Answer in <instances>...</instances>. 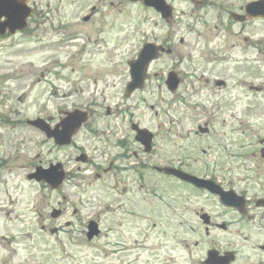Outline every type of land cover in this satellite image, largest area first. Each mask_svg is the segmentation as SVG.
<instances>
[{
    "label": "rangeland",
    "instance_id": "obj_1",
    "mask_svg": "<svg viewBox=\"0 0 264 264\" xmlns=\"http://www.w3.org/2000/svg\"><path fill=\"white\" fill-rule=\"evenodd\" d=\"M169 1L179 16L178 22L171 26H163L139 0H109L99 7L98 17L102 21L96 25L98 31L90 33L91 28L81 20L88 13L90 0L82 3L79 0L77 5L67 0L68 8L74 12L71 15L62 12L69 22L66 24H70L66 28L90 34L92 39L99 35L104 42L96 50H86L73 58L69 53L74 48L60 49L53 44L66 34L57 33L59 22L51 28L42 26L29 36L16 35L1 43L0 77H8L0 80V137L3 136L0 138V264H199L202 246L195 247V243L207 238L200 239L203 236L189 230L185 234L180 232L177 208L168 211L159 202L166 195L175 202L177 195L194 196L196 191L153 171L148 172L144 182H139L133 171L129 176L121 173L117 178L110 174L101 179L93 173L98 171L97 163H102L100 152L107 145L111 156L119 155L112 132L118 138L129 136L131 151L139 152L130 129L132 123L149 129L156 137L155 154L148 161L163 166L169 159L179 160L183 156L190 165L186 169L201 176L210 174L209 167L203 166L204 160L207 163L218 156L221 163L235 162L223 157L224 149L240 145L247 134L252 136L251 140L264 136V93L251 92L245 85V81L263 84L264 67L257 68V73L232 61L207 65V61L214 59L215 49H218L214 55L217 59L241 60L242 41L227 34L238 32V27L229 23L227 11L239 9V1L207 0L201 8L185 0ZM110 2L114 3L113 7ZM219 2L223 3L221 8ZM143 33L148 37L144 38ZM156 36L162 44L172 40L175 55L162 56L151 66V83L145 91L124 96L128 61L136 58L141 42ZM194 69L196 75L192 73ZM171 70L179 71L186 80L195 78L204 92L195 98L184 94L187 88L171 94L164 84V76ZM21 74L29 75L30 80L22 83L11 79ZM215 79L225 80L227 87L215 88ZM79 86L85 88L86 95L97 92L112 101L109 103L113 104L114 113L125 114L96 120V128L101 130L99 139L82 131L75 138L73 148L58 149L26 122L41 117L57 123L61 111L69 109L71 101H82L75 94ZM217 96H221L223 105L214 111L213 100ZM247 119L249 127L242 125L243 121L247 124ZM205 124L209 125V134L197 137L198 125ZM188 131H194V135L187 137ZM82 147L95 160V166H87L86 173L73 174L60 190L51 191L44 184L27 180V175L38 166L64 161L67 167L74 166L73 160L67 161L66 157L72 158L76 149ZM8 153L12 154L10 160ZM256 163L255 159L248 165L251 171ZM257 170L255 183L247 175L249 170L235 171L237 180L233 177L226 181H235L237 188L264 190V167L259 165ZM54 209L63 211L58 220L51 219ZM184 219L192 220L203 233L197 216ZM90 220L98 222L101 230L92 242L86 239ZM233 231L234 228L232 234ZM253 233L247 236L248 240L264 241Z\"/></svg>",
    "mask_w": 264,
    "mask_h": 264
},
{
    "label": "flooded vegetation",
    "instance_id": "obj_2",
    "mask_svg": "<svg viewBox=\"0 0 264 264\" xmlns=\"http://www.w3.org/2000/svg\"><path fill=\"white\" fill-rule=\"evenodd\" d=\"M238 1L241 4L239 10L244 15V10L247 5L264 0ZM41 2L42 0L36 1L34 5L40 6ZM91 9L92 12L87 21H85L87 23L96 20V6H92ZM261 25L264 28L263 19L248 20L239 24V30L235 36L241 37L240 39L242 42L249 44L255 41L253 37L258 34L257 32L260 30ZM228 36L233 35L229 34ZM262 37L263 34L260 33L254 46H244L242 48V56L247 66L249 64L248 59L250 52H252L254 56L260 55V53L264 54V39ZM258 144L260 146L259 149L252 150L254 154L251 160H257L254 171H251V168L247 165L249 161L248 158L243 159V157H240L239 161L238 157H232V154L230 157L238 161L226 164L220 162L219 165L224 167H226L225 165L230 166L227 170L235 168L239 172H241V170H250V175L255 183L258 179L257 167L259 165L264 167V139L259 140ZM249 147L253 148L252 146ZM245 148L246 146L243 144V149ZM134 157L138 158L136 154H134ZM223 157L231 159L226 155L225 149L223 151ZM118 170V167H116L114 163H111L107 168L103 169V174L113 171L116 172ZM98 177L100 178V175H98ZM223 185H226L225 182H223ZM249 188L250 187L237 188L238 191L236 192L238 196L230 200L234 202L231 206L228 205L227 201L225 203L220 195L216 194H197L194 196L177 195L174 197L175 202L170 198L169 200L168 198L165 199L163 207L166 210H176L175 208H177L176 214L179 218L178 230L180 232L185 234V231L189 229L191 232L198 231L200 233V226H193L194 223L189 224L192 220L184 219L185 216L188 217L191 215L199 218V223L203 227L204 235L210 239L209 243H195V247H204L206 245L201 252L203 257L200 261L201 264L206 263L207 260L210 264H264V241H248L247 238V236L253 232L254 235L264 238V190L261 187H259L258 191ZM225 189L231 190L228 187H225ZM231 217H234V219H231ZM202 218L208 221V226H205L203 222L201 223ZM227 218L230 219L227 220ZM218 220L221 221L218 222ZM232 228H234L233 234L231 233ZM251 230H253V232H251ZM239 239L243 241H239Z\"/></svg>",
    "mask_w": 264,
    "mask_h": 264
},
{
    "label": "water",
    "instance_id": "obj_3",
    "mask_svg": "<svg viewBox=\"0 0 264 264\" xmlns=\"http://www.w3.org/2000/svg\"><path fill=\"white\" fill-rule=\"evenodd\" d=\"M156 4V3H155ZM152 52H146V54H144L143 56V60L137 61L133 67V85H132V89H135L137 87H141L142 86V80L144 78V74H145V70L148 66V64L155 58L154 56H152ZM134 129H136L134 127ZM137 130V129H136ZM69 131V129H68ZM66 132L65 136H63L61 138V140H66L67 134L69 132ZM137 133L139 135L138 139L143 141V138L146 139L147 138V131H138ZM60 167H56L53 168L52 170H47L44 171L42 169H38L37 173H35L34 175L30 176L31 179H35L37 182H46L48 185L51 186L52 189H55L57 187H59V185L62 183L63 181V175L61 173L57 172V169H59ZM60 215L59 212H54L53 213V217L56 218ZM99 233L98 229H97V225L94 223H91L89 226V233H88V239L89 241H91L95 236H97Z\"/></svg>",
    "mask_w": 264,
    "mask_h": 264
}]
</instances>
